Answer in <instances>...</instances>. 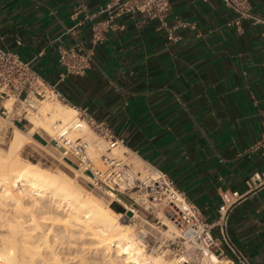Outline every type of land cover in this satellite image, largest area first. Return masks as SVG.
Segmentation results:
<instances>
[{"label":"crops","instance_id":"crops-1","mask_svg":"<svg viewBox=\"0 0 264 264\" xmlns=\"http://www.w3.org/2000/svg\"><path fill=\"white\" fill-rule=\"evenodd\" d=\"M106 1L0 0V49L29 60L67 105L108 125L130 155L164 172L208 220L225 201L221 248L264 264V151L251 149L264 135V23H235L222 0H169L165 24H193L178 28L179 38L136 12L115 18L92 45L91 25L105 14L89 16ZM250 4L264 18V0ZM73 46L92 47L83 75L65 74L58 62L59 48ZM35 148L53 150L40 129L20 150Z\"/></svg>","mask_w":264,"mask_h":264},{"label":"built area","instance_id":"built-area-1","mask_svg":"<svg viewBox=\"0 0 264 264\" xmlns=\"http://www.w3.org/2000/svg\"><path fill=\"white\" fill-rule=\"evenodd\" d=\"M231 9L236 18H253L264 23L252 13L250 0H222ZM169 10V0H108L90 14V18L105 14L102 19L91 25V43L102 41V32L113 26L115 18L125 13H142L165 24ZM88 17V16H87ZM190 26L182 20L166 25L167 38L177 39L175 31L180 27ZM92 47L73 46L59 48L58 62L65 74L83 75L90 66ZM43 99L56 100L67 104L64 95L55 84H49L31 67L29 60L9 50L0 49V114L10 119L12 123L27 121V115L37 110L38 102ZM9 100L10 107L4 101ZM76 109L74 118L65 124H59L53 135H49L52 149L62 159L71 157L73 166L87 177L95 186L112 191L117 200L128 201L130 215L133 220L140 217L143 225L155 227L156 233H149L155 240L158 249H169L173 257L169 264H247L237 252L236 257H228L221 243H227L226 221L227 205L224 201L217 210L214 220L210 221L201 209L190 202L184 192L177 188L174 182L162 171L146 161L130 155L123 148V138L116 135L104 122L96 121L83 109ZM90 129L97 136L100 153L99 164L90 155L92 143L79 134L84 129ZM122 148V156L113 149ZM264 151V135L253 144L251 149ZM255 178L261 179L260 174ZM248 187L251 182L247 181ZM233 196H240L237 191ZM160 207L164 217L170 224L162 221L154 209ZM142 209L146 214L139 216ZM214 255L216 261L211 258Z\"/></svg>","mask_w":264,"mask_h":264},{"label":"bare ground","instance_id":"bare-ground-1","mask_svg":"<svg viewBox=\"0 0 264 264\" xmlns=\"http://www.w3.org/2000/svg\"><path fill=\"white\" fill-rule=\"evenodd\" d=\"M37 112L42 121L29 116L27 129L15 127L0 151V264H167L147 253L130 227L99 200L20 156L36 127L51 133L53 122L69 123L76 109L60 101L38 102Z\"/></svg>","mask_w":264,"mask_h":264},{"label":"rangeland","instance_id":"rangeland-1","mask_svg":"<svg viewBox=\"0 0 264 264\" xmlns=\"http://www.w3.org/2000/svg\"><path fill=\"white\" fill-rule=\"evenodd\" d=\"M40 104H55L58 101L56 100H49V99H43L39 101ZM61 103V102H60ZM6 104V101H5ZM7 104L9 106V101H7ZM31 115H35L36 120L41 122V118L36 111L30 113L27 115V118ZM24 126H22V130H26L28 125V121H22ZM14 123H12L8 118H5L3 115L0 114V151L4 150L6 146L8 145L11 135L13 133V129L15 128L13 126ZM59 121H55L51 125L52 132L48 133L40 126L36 127V129L42 130L45 134L53 135L55 129L58 127ZM79 134H82L83 137L90 141H97V144L94 142L91 145L90 148V155L96 159V163L99 164L98 155L101 150H99V140L95 133H93L90 129L86 128V130H82ZM30 138V137H29ZM32 154L26 155L25 151H19L20 156L25 160L37 162L42 167H48L51 170H54L59 175H61L63 178L67 179L71 183H74L78 187H81V189L85 192H87L88 195H90L93 199L99 200L98 202L104 205L107 210L115 215L118 220L127 226L130 227L132 230L133 235L140 240V242L143 244L144 249L147 253L153 255V256H160L169 264L173 257V252L169 249H158L157 244L155 243V239L149 234H155L156 229L152 226L143 225L140 217H136L135 220L126 217L123 215V210L126 208L124 205V200H117L114 196H109L103 188H99L95 186L87 177H85L80 171L76 170L75 167L71 162L66 163L64 159L60 158V156L54 151V150H41V149H33ZM113 152H117L120 156H122V148L120 149H113ZM135 162L138 161L137 158H133ZM139 216L146 214V212L142 209L138 212ZM154 214H156L162 221L166 222L167 224H170L169 221L164 217L162 214L160 207H157L154 209ZM221 264H224V262L221 260Z\"/></svg>","mask_w":264,"mask_h":264}]
</instances>
